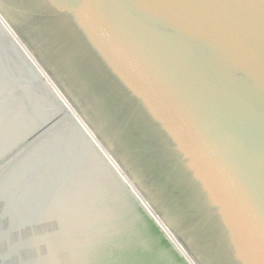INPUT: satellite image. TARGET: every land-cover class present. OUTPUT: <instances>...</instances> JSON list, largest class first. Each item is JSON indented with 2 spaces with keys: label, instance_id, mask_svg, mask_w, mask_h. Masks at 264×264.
<instances>
[{
  "label": "water",
  "instance_id": "obj_1",
  "mask_svg": "<svg viewBox=\"0 0 264 264\" xmlns=\"http://www.w3.org/2000/svg\"><path fill=\"white\" fill-rule=\"evenodd\" d=\"M0 264H264V0H0Z\"/></svg>",
  "mask_w": 264,
  "mask_h": 264
}]
</instances>
